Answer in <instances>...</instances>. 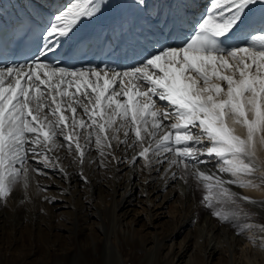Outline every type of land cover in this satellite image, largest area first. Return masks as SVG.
Wrapping results in <instances>:
<instances>
[{
	"label": "snow or ice",
	"instance_id": "1",
	"mask_svg": "<svg viewBox=\"0 0 264 264\" xmlns=\"http://www.w3.org/2000/svg\"><path fill=\"white\" fill-rule=\"evenodd\" d=\"M171 3L174 7L163 11L149 9L147 0H131L130 5L124 0L116 4L114 0H65L48 8L40 5V20L28 14L33 25L21 36L26 60L0 59V198L10 193L22 173L26 179L29 154L41 155V145L57 136L69 148L74 143L83 158L86 148L74 130L86 125L90 131L85 140L95 129L97 148L109 140V129L115 139L121 128L125 137L134 136L128 147H135L143 145L145 138L157 137L167 122L168 131L154 146L142 147L134 160L147 159L160 149L174 150L185 167L215 162L219 172L235 178L228 183L253 186L241 177L254 173L251 157L256 137L264 140V0H209L204 8L198 0ZM110 7L112 23L98 25L92 36L65 49V38L72 39L70 33L77 25L99 19ZM129 7L148 15L134 33L143 43L133 40L121 48L123 66L108 59L102 67L86 63V54L77 55L84 44L91 49L93 41H102L109 31L131 32L135 22L130 23ZM153 21L156 30L145 29ZM241 37L250 39L230 48L222 46ZM113 51L115 46L109 50ZM73 61L80 67L71 66ZM154 98L169 107L157 109ZM76 105L83 107L87 121L77 117ZM45 109L55 119L41 115ZM68 111L70 118L65 115ZM229 117L246 127V138L227 126ZM196 128L206 139L193 135ZM199 175L205 181L214 179ZM215 181L207 187L218 188L221 197L230 198L224 181L219 177ZM204 200L210 202L208 196Z\"/></svg>",
	"mask_w": 264,
	"mask_h": 264
},
{
	"label": "bare ground",
	"instance_id": "2",
	"mask_svg": "<svg viewBox=\"0 0 264 264\" xmlns=\"http://www.w3.org/2000/svg\"><path fill=\"white\" fill-rule=\"evenodd\" d=\"M154 6L150 4L148 8L154 10ZM166 7V4L160 2L157 9L165 10ZM142 13L148 15L147 11ZM0 19L7 17L0 14ZM88 33L92 34L91 31ZM243 38H246L244 43L250 39V37ZM211 82L223 83L217 79H212ZM114 87L116 91L120 90L119 84ZM154 99L157 109L169 107L166 101ZM76 107L77 117L87 121L83 107L79 105ZM41 115L55 119L50 116L47 109ZM65 115L70 118L72 113L68 111ZM172 119L175 121V117ZM68 122L70 125L71 120L69 119ZM226 123L236 135L241 138L247 137V129L242 124L236 123L230 117ZM165 124L157 137L151 141L145 138L143 145L137 144L135 147H128L134 140L131 133L125 137V130L121 128L115 133L116 138L112 139V132L109 129V140L106 143L111 147L101 148L96 146L95 129H91L90 139L85 140L90 131L86 125L84 129L74 130L79 132V142L86 148L83 158L75 151V144L73 143L69 148L61 136H57L54 141L46 145L42 144L41 155L33 157L29 154L28 162L24 165L27 169L26 179L25 174L22 173L20 181L12 187L9 196L3 203L0 202V264H91L94 260H100L102 264H125L127 259L123 257L124 254L130 256L135 254L137 264H167L168 262L162 259L166 256V252L161 251L164 243L170 241V246L176 244L177 237L193 223L197 228L195 237L191 233L192 229H188L186 241L180 242L178 250L171 256V259L178 264H195L200 259L203 264H225L224 259L230 257L236 258L237 264H244L245 261L241 260L243 253L250 255L264 253V195L249 193L251 197H247V192L241 191L240 185L228 183L235 178L229 173L219 172L220 165L215 162L189 163L185 167L180 163L174 150L160 149L159 152H150L147 159L144 157L133 159L142 147H149L150 143L154 146L159 137L168 131L167 122ZM69 131L73 129L70 127ZM193 135L201 140L206 139L200 136L199 128L193 129ZM125 140L126 143H121ZM204 150L206 148L197 149V152ZM121 156L125 157V160L124 165L121 163L122 166L119 165V168L126 167V170L120 180L112 179L116 174L115 163ZM257 157L262 159V162H259ZM201 159L208 158L201 157ZM251 161L256 166L254 173L241 178L250 180L253 186L259 185L258 188L264 190L262 175L264 174V140L260 135L256 137ZM138 162L144 168L143 173L140 172L142 167L138 166ZM104 166H108L107 171H110L111 182L105 185L110 188L112 195L108 205L103 203L100 194L93 196V192H98L102 185L101 179H104L105 173L103 177L101 173L106 168ZM199 173L213 176L214 179L205 181ZM215 177L224 181L223 187L232 194L230 198L221 197L218 188L207 187L210 183L215 184ZM192 183L202 189L204 197L210 198V203H222L224 210L231 207L242 213L240 212L235 218H228V221L222 224H217L211 218V214L206 212L202 214L201 221L196 223L193 220L196 207ZM79 184H84L85 188L78 189ZM23 185H26L25 189L30 188L31 190H28L35 195L34 202L25 207L19 205V200L14 194L19 193ZM35 185H39V189L34 187ZM134 190H137L136 196L144 200L145 207L140 206L139 210L135 209V212L131 213V218L126 219L129 209L136 205ZM42 191L45 193L44 199L40 195ZM116 196L118 198L115 199ZM245 197L247 199H244ZM202 201L208 203L204 198ZM168 204H172L173 209L168 211L166 209ZM58 208L70 211L71 219L60 221L56 217L57 212H54V209ZM34 213L36 218L33 219ZM140 215L142 217H139ZM164 216H169L171 223L162 231L156 230L154 225L162 222L161 218ZM142 219L149 228H153V232L149 235L150 244L143 243V239H147L146 231L142 235L139 233L141 230L136 229L137 222ZM60 229H65L68 234H60ZM34 230L38 231V234L30 238ZM9 231L11 234H19L9 240L5 236ZM25 234L29 235L28 240L32 243L29 250L23 247L22 236ZM61 235L70 236L69 242L60 239ZM44 245H47V248H44ZM35 252L39 255L29 259V256ZM260 258L259 264H264V257L260 256ZM191 259L194 263H190Z\"/></svg>",
	"mask_w": 264,
	"mask_h": 264
},
{
	"label": "rangeland",
	"instance_id": "3",
	"mask_svg": "<svg viewBox=\"0 0 264 264\" xmlns=\"http://www.w3.org/2000/svg\"><path fill=\"white\" fill-rule=\"evenodd\" d=\"M103 146H107V143L106 142H104V145ZM126 154H127V152H126ZM121 158V159H120ZM119 158V161L120 162H116L115 163V165L117 166V168H116V174H115V176L112 178V179H121L122 177H123V172H124V170H126V167H123V168H119V165L120 166H122V165H124V160H125V157H120ZM124 158V159H123ZM258 159H259V157H257ZM122 160V161H121ZM262 162V159H259V162ZM121 163H122V165H121ZM137 163V162H136ZM138 166H141L142 167V164L140 163V162H138ZM104 167H106L105 168V170H104V172H102L101 174H102V177H103V173H105V175H104V179H101L102 180V185H101V187L99 188V190H98V192L96 191H94L93 192V196L95 197V196H97V195H99V196H102V201H103V203H105V204H110V202H111V190H110V188L109 187H105V185H108L111 181H110V178H109V173H110V171H107V170H109V167L108 166H104ZM107 167H108V169H107ZM81 171H83V170H81ZM140 172H144V168L142 167V169H141V171ZM259 173H260V171H258ZM98 173H100V172H98ZM107 173V174H106ZM261 174V173H260ZM263 176H264V174H262ZM117 177V178H116ZM108 178V179H107ZM44 179H47V178H44ZM119 179V180H120ZM108 180V181H107ZM84 183H86V180H85V182ZM108 183V184H107ZM194 184V185H193ZM25 186L26 185H23L21 188H20V192L19 193H14L16 196H15V198L16 199H18L19 200V205L20 206H28L30 203H32V202H34V198H35V195L34 194H32L28 189H30V188H28V189H25ZM72 186V185H71ZM259 186V185H258ZM258 186L256 185V186H240V189H241V191H243L244 193L245 192H247L246 193V195H247V197H251L250 195H249V193H252V194H261V195H264V190H263V188H258ZM34 187H38V189H39V185H35ZM82 187H84V184H79V186H78V189H83ZM85 188V187H84ZM103 188V189H102ZM71 189H72V187H71ZM102 189V190H101ZM243 189V190H242ZM31 190V189H30ZM55 191V190H54ZM85 191H87V189L85 190ZM100 191V192H99ZM102 191V192H101ZM137 190H134V192H133V195H134V197H136L135 198V200H134V202H136V205H134V206H132L131 207V209H129V211H128V216L126 217V219H130L131 218V213L132 212H135V209L136 210H139L140 208V206L141 207H145L144 206V200H142V198L140 197V196H136L137 195ZM97 193V194H96ZM10 194V193H9ZM9 194L6 196V197H4V198H0L1 200H0V202L1 203H3L4 201H5V198H7L8 196H9ZM44 194L45 193H43V191L40 193V195L43 197V199H44ZM96 194V195H95ZM192 194L194 195V202H195V204H194V206L196 207L195 208V213H194V218H193V220H195V222L196 223H198V222H200L201 221V219H202V217H203V215L202 214H204V213H206V212H208V213H210L211 214V218L213 219V221L215 222V223H217V224H222V223H224L225 221H228L227 219L228 218H231V217H237L239 214H240V212L242 213V211H237L236 209H233V208H231V207H227L225 210L222 208V206L224 205V204H222V203H213V202H208V203H204V201H202L203 200V198H204V192L202 191V189L197 185V184H195V183H192ZM39 196V195H38ZM63 196L64 197H67L68 198V196H66V194H63ZM116 198H118L117 196L115 197V199ZM6 201H7V199H6ZM102 203V204H103ZM25 204V205H24ZM38 204V203H37ZM48 203H46V205H47ZM75 204L77 205V202H75ZM96 204H97V202H96ZM39 205V204H38ZM98 205V204H97ZM138 205V206H137ZM5 206H7L8 207V205H5ZM40 206V205H39ZM23 207V208H24ZM9 208V207H8ZM7 208V209H8ZM168 211L169 210H171V209H173V206H172V204H168V206H167V208H166ZM66 210V211H65ZM57 212V214H56V217L57 218H59V220L60 221H65V219H71L70 218V211L68 212V210L67 209H60V208H58V209H54V212ZM62 211H63V213H62ZM170 213V212H169ZM61 214V215H60ZM36 215H35V213L32 215V217H33V219L34 218H36L35 217ZM139 217H142L141 215L139 216ZM166 219V220H165ZM169 219V220H168ZM168 220V221H167ZM161 221L162 222H158V223H156V225H154L155 226V228H156V230H160V231H162V230H164V229H166L167 227H168V225L171 223V218H169V216L167 217V216H164V217H162L161 218ZM143 222V223H142ZM145 221L142 219V221L141 220H139L138 222H137V225H136V229H140L141 231L139 232L140 234H142L143 235V232H145L146 231V233L145 234H147V239H143V243L144 244H150V238H149V235L153 232V228H149L148 226H147V224H145L144 223ZM65 223V222H64ZM66 224H68L69 225V223H66ZM194 224V225H193ZM192 224V226H190L189 228H186L178 237H177V239H176V244L174 243V244H172L171 246H170V241H168V242H165L164 243V247H162V249H161V251H163V252H166V256L165 257H162V259L163 260H166L168 263L167 264H178L177 263V261H173L172 259H171V256L174 254V252H176L177 250H178V247H179V244H180V242L182 243V242H185L186 241V237H187V235H188V233H187V231H188V229H192L191 230V233H193V236L195 237V230H197V228H196V226H195V223H193ZM147 227H146V226ZM167 225V226H166ZM159 228V229H158ZM33 229H35V228H33ZM200 230V229H199ZM60 231V232H59ZM59 231H56V233H63V235H67L68 234V231H66L65 229H60ZM36 233V234H35ZM13 234V235H12ZM11 234V232L9 231V232H6V234H5V236H6V238L7 239H9L10 240V238H13V236L14 235H16V237H17V235L19 234V233H12ZM35 234V235H34ZM37 234H38V231H32V233H31V235H30V238H32V237H35V236H37ZM50 234H52V233H50ZM63 235H61L60 237V239H63L64 241H67V242H69L68 240H70V236H63ZM190 235V234H189ZM23 238L22 239H24V245H23V247H25L24 249H26V250H29L28 248H31V246H32V243H31V240H28L29 239V235L27 236L26 234L24 235V236H22ZM47 248V245H44V248ZM73 247H74V245H73ZM261 249H262V247H261ZM37 255H39V253L38 252H35V254H31L30 256H29V259H33V257L34 256H37ZM135 255V254H134ZM133 254H132V256H130V254H124V258H126L127 259V262L125 263V264H137V257H136V255L134 256ZM260 256H262V257H264V253H258L257 255H250V253H246V254H242V258H241V260L243 261H245L244 262V264H259V261L261 260V258H260ZM40 259V258H39ZM38 260V259H37ZM224 260H226L225 261V264H226V262H227V264H237V262H236V258H225ZM190 263H194L193 261H192V259H191V261H190ZM91 264H102L101 263V261L100 260H94V261H92V263ZM180 264V263H179ZM195 264H203L202 263V261H201V259L199 260V262L198 261H196V263ZM221 264V263H220Z\"/></svg>",
	"mask_w": 264,
	"mask_h": 264
}]
</instances>
